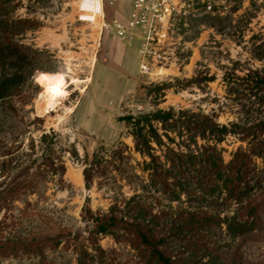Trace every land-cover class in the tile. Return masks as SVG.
I'll return each instance as SVG.
<instances>
[{
  "label": "rangeland",
  "instance_id": "obj_1",
  "mask_svg": "<svg viewBox=\"0 0 264 264\" xmlns=\"http://www.w3.org/2000/svg\"><path fill=\"white\" fill-rule=\"evenodd\" d=\"M78 6L79 0H0V43L23 53L22 61H9L0 70V78L3 73L11 77L9 96L0 98V181L8 183L41 155L40 138L46 133L56 134L55 150L66 169L62 185H40L36 195L22 197L0 213L9 227L5 235L84 230L85 206L107 212L116 199L130 197L133 186L125 181L98 179L87 189L83 175L85 160L102 145L111 149L122 143L130 164L146 179L126 116L174 107L213 115L222 125H250L263 115L241 79L250 71L264 74V0H226L213 12L189 7L168 38L148 51L150 75L140 72V38L121 39L80 21ZM130 6V0H105L106 22L126 23ZM46 74L64 76L66 82L65 96L51 108L44 104L41 79ZM247 147L234 135L218 145L225 162ZM255 165L264 171L262 159ZM27 207L33 220L25 218ZM242 231L236 240L225 229L218 235L226 264H264V213L259 228L249 224ZM100 244L115 264H141L128 244L111 237ZM48 255L52 264H77L72 251ZM36 263L26 257L0 260Z\"/></svg>",
  "mask_w": 264,
  "mask_h": 264
},
{
  "label": "trees",
  "instance_id": "obj_2",
  "mask_svg": "<svg viewBox=\"0 0 264 264\" xmlns=\"http://www.w3.org/2000/svg\"><path fill=\"white\" fill-rule=\"evenodd\" d=\"M22 54L19 47L0 43V70L9 61H22ZM10 80L3 73L0 98L9 96ZM241 82L263 108L250 125H222L213 115L174 107L124 117L134 150L144 159L140 170L146 179L130 164L122 143L111 149L102 145L85 160L83 175L87 189L98 179L122 180L133 186V194L116 199L107 212L85 206L84 230L5 235L9 227L1 220L0 260L26 257L52 264L48 254L63 250L76 253L77 264H115L100 244L111 237L135 250L141 264H226L218 235L225 229L236 240L243 227L259 228L264 213V171L259 173L255 165L256 159L264 161V74L250 71ZM231 135L248 147L225 162L218 145ZM55 138L54 132L43 134L41 155L8 183L0 181V213L22 197L36 195L40 185L63 184L66 169ZM234 205L233 213H225ZM23 213L26 220L35 218L28 207Z\"/></svg>",
  "mask_w": 264,
  "mask_h": 264
},
{
  "label": "built area",
  "instance_id": "obj_3",
  "mask_svg": "<svg viewBox=\"0 0 264 264\" xmlns=\"http://www.w3.org/2000/svg\"><path fill=\"white\" fill-rule=\"evenodd\" d=\"M130 12L126 23L115 20L106 22L105 0H79L78 18L100 30L113 32L121 39L140 38L143 42L140 72L151 74L148 51L163 43L172 31L175 20L186 15L188 8L200 6L206 12L226 0H130ZM90 7V8H89Z\"/></svg>",
  "mask_w": 264,
  "mask_h": 264
},
{
  "label": "bare ground",
  "instance_id": "obj_4",
  "mask_svg": "<svg viewBox=\"0 0 264 264\" xmlns=\"http://www.w3.org/2000/svg\"><path fill=\"white\" fill-rule=\"evenodd\" d=\"M41 83L45 86L44 104L48 108L54 107L58 99L65 96L64 86L66 82L64 76L57 77L46 74L41 79Z\"/></svg>",
  "mask_w": 264,
  "mask_h": 264
}]
</instances>
